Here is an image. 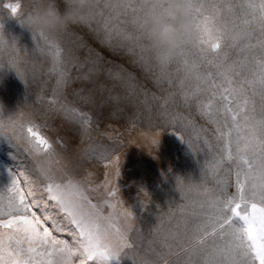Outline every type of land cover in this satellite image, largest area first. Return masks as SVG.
Returning <instances> with one entry per match:
<instances>
[{
    "label": "rangeland",
    "instance_id": "374dc122",
    "mask_svg": "<svg viewBox=\"0 0 264 264\" xmlns=\"http://www.w3.org/2000/svg\"><path fill=\"white\" fill-rule=\"evenodd\" d=\"M244 2L196 0L214 18L212 40L217 29L224 32L219 53L197 39L162 60L140 26L144 0H94L85 20L43 37L23 25L38 0H0L3 203L14 179L27 191L24 178H30L28 202H40L30 212L58 239L72 242L75 226L43 191L49 180L72 181L87 197L67 190L77 216L98 225L104 244L118 249L85 264H204L210 246L223 241L196 246L198 227L213 212L210 202L223 195L222 182H230L228 195L235 193L238 171L235 160L221 163L225 139L217 129H232L235 152L237 136L249 133L242 118L240 131L232 128L226 107L236 110L247 98L258 119L262 104L259 85L254 90L247 81L256 78L261 58L259 47L248 46L264 34L253 21L259 13ZM8 3H20V14L12 16L3 7ZM50 42L59 46V57ZM208 104L212 114L204 115ZM29 126L49 141L50 151L37 154Z\"/></svg>",
    "mask_w": 264,
    "mask_h": 264
},
{
    "label": "snow or ice",
    "instance_id": "6c2138e0",
    "mask_svg": "<svg viewBox=\"0 0 264 264\" xmlns=\"http://www.w3.org/2000/svg\"><path fill=\"white\" fill-rule=\"evenodd\" d=\"M130 6V3L125 5V7ZM243 6L254 13H259L258 17L253 16V21L259 22V31L264 34V0H259V3L254 0H245ZM3 7L10 10L12 16L20 14V3H8ZM191 8L194 19L198 20L197 30L201 32L198 43H207L210 51L219 53L222 43L225 42L223 30L217 29L220 34L212 40L211 25L215 23L214 18L206 14L203 6L198 5L196 0H192ZM228 10H232L230 4ZM146 22L147 11L140 26L143 27ZM245 23L250 22L245 21ZM205 35L209 37L208 40L204 39ZM248 35L250 34H245V36ZM39 36L43 37L44 34L39 33ZM50 46L55 48L56 55L59 57V46L51 42ZM248 47H259L261 51V58L256 61L258 69L256 78L247 81L254 90L257 85L260 87L262 99L260 114L257 119L254 101L251 114L249 113L247 98L244 99L243 105L237 104L236 110L230 106L226 107V112L231 116L232 128L239 132L242 118L243 127L249 133L247 136H237L235 152L232 149V129H229L227 133L217 129L220 137L225 139L222 149L224 158L221 163L224 160L228 162L235 160L238 162V171L235 179V193L228 195L230 182H222L223 195L217 196L210 202L209 206L213 212L198 227L200 235L194 238L196 246L205 245L209 238L213 241L217 239L223 241L222 244L213 243L210 246L204 264H264V40H259L257 45ZM217 67L220 65L218 64ZM228 82L231 84V80ZM202 114H212L211 104L205 106ZM84 123L87 124L88 121L85 120ZM225 124L227 125V121ZM26 131L29 134V142L37 154L51 150L52 145L37 127L29 126ZM24 180L27 191L18 179H14L9 189L10 196L6 205L0 197V264H52L57 251L64 249L70 250L79 264H85L94 257L107 260L116 255L118 249L114 251L111 245L104 244L99 233V226L87 222L83 216H77V203L75 199L67 195V190L76 189L77 195L82 199L86 200L87 197L83 192H79L78 187L72 181L61 185L49 180L43 186V191L47 193V200L54 201L70 218V223L75 226V231L71 233L73 240L69 242L58 239L53 235L52 230L42 227L40 218L30 212L31 207L40 202L35 199L31 203L28 202V197L34 196L33 182L26 176ZM109 195H115V192L110 191ZM110 206L115 207L114 204ZM55 231L59 232L63 229L55 226ZM123 246L128 245L125 243ZM200 250L205 251L202 247ZM184 251L187 252L189 249L185 248Z\"/></svg>",
    "mask_w": 264,
    "mask_h": 264
},
{
    "label": "clouds",
    "instance_id": "9594fccd",
    "mask_svg": "<svg viewBox=\"0 0 264 264\" xmlns=\"http://www.w3.org/2000/svg\"><path fill=\"white\" fill-rule=\"evenodd\" d=\"M61 3L65 5L63 10ZM93 4L94 0H38V6L25 17L23 25L32 32L59 33L85 20ZM144 4L147 8L145 34L162 60L199 39L192 0H144ZM52 264H76V258L64 249L57 251Z\"/></svg>",
    "mask_w": 264,
    "mask_h": 264
}]
</instances>
